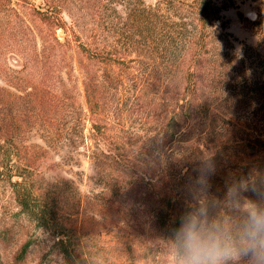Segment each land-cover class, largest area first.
Instances as JSON below:
<instances>
[{
  "label": "rangeland",
  "instance_id": "rangeland-1",
  "mask_svg": "<svg viewBox=\"0 0 264 264\" xmlns=\"http://www.w3.org/2000/svg\"><path fill=\"white\" fill-rule=\"evenodd\" d=\"M138 6L0 0V141L46 211L22 212L0 175V264H167L204 156L219 198L264 170V0H233L230 35L189 73L161 51L168 11Z\"/></svg>",
  "mask_w": 264,
  "mask_h": 264
},
{
  "label": "clouds",
  "instance_id": "clouds-1",
  "mask_svg": "<svg viewBox=\"0 0 264 264\" xmlns=\"http://www.w3.org/2000/svg\"><path fill=\"white\" fill-rule=\"evenodd\" d=\"M196 171L186 210L168 238L167 264H264V170L227 179L223 198L211 191V155Z\"/></svg>",
  "mask_w": 264,
  "mask_h": 264
},
{
  "label": "trees",
  "instance_id": "trees-1",
  "mask_svg": "<svg viewBox=\"0 0 264 264\" xmlns=\"http://www.w3.org/2000/svg\"><path fill=\"white\" fill-rule=\"evenodd\" d=\"M232 4L233 0H158L156 4L146 6L144 0H139L140 6L137 7V11L143 14L146 20L150 19V14L147 13L158 15L161 10L168 11L167 15H162L164 18L162 26L157 29L159 30L157 31L158 39L162 43L161 51L166 54L171 51L176 52L175 60L178 66H184L189 55L185 68V72L189 73L190 61L194 60L199 64L212 52L213 41H225L230 35L227 30L228 20L222 11ZM80 46L84 52H88L90 57L98 56L97 51L84 43H80ZM9 158L10 153L5 143L0 141V175H7L22 212L29 217L44 218L46 211L41 209L34 200L31 184L21 173H12L13 164H10ZM39 214L40 217H38ZM181 215L182 213H178L174 217V222L171 224L174 229L179 226ZM40 224L45 226L47 222L44 220ZM60 243L64 246L63 252L68 254L63 236L60 238ZM27 247L25 243L21 252L26 251Z\"/></svg>",
  "mask_w": 264,
  "mask_h": 264
}]
</instances>
